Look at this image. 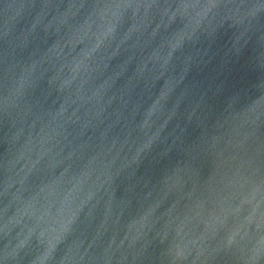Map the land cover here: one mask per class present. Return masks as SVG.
Segmentation results:
<instances>
[{
    "label": "water",
    "instance_id": "obj_1",
    "mask_svg": "<svg viewBox=\"0 0 264 264\" xmlns=\"http://www.w3.org/2000/svg\"><path fill=\"white\" fill-rule=\"evenodd\" d=\"M0 264H264V0H0Z\"/></svg>",
    "mask_w": 264,
    "mask_h": 264
}]
</instances>
